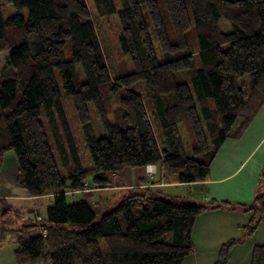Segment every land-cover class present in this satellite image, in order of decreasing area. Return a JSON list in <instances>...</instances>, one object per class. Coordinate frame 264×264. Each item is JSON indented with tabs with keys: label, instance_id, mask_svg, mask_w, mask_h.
<instances>
[{
	"label": "trees",
	"instance_id": "trees-1",
	"mask_svg": "<svg viewBox=\"0 0 264 264\" xmlns=\"http://www.w3.org/2000/svg\"><path fill=\"white\" fill-rule=\"evenodd\" d=\"M2 1L14 11L4 16ZM1 2L0 168L12 151L16 184L30 196L53 194L43 220L13 231L15 263L181 264L192 250L195 217L239 206L251 216L242 236L219 247L214 264H225L231 246L251 236L264 214V172L248 204L190 203L137 189L97 219L87 201L68 200L66 191L106 186L108 172L156 162L178 182L204 179L234 124L247 125L264 101V0H119L120 8L93 0L99 15L117 16L118 44L130 61L113 79L85 0ZM137 82L146 92L133 87ZM112 96L115 121L107 117ZM62 98L73 105L87 168ZM8 210L0 213V238ZM250 264H264V244L253 245Z\"/></svg>",
	"mask_w": 264,
	"mask_h": 264
},
{
	"label": "crops",
	"instance_id": "crops-1",
	"mask_svg": "<svg viewBox=\"0 0 264 264\" xmlns=\"http://www.w3.org/2000/svg\"><path fill=\"white\" fill-rule=\"evenodd\" d=\"M8 160L12 161L11 158ZM3 164L5 166L0 168V213L4 205L9 209L5 214V218L8 219V223L5 224V235L8 234L14 241L13 231L23 223H27L30 217L36 214L34 213L36 210L45 208L46 211L53 194L28 195L26 190L16 184L15 161L6 165L4 160ZM9 169L13 171L10 172ZM263 172L264 101L247 125L241 128L240 120L234 124L230 135L216 150L210 161L208 174L202 180L178 182L172 174L165 171L160 162H156L145 166H126L119 171L108 172L111 180H108L106 186L91 185L85 189L68 192L72 197L78 195L79 199H84L91 206L95 204L102 208L106 207L101 210L102 212L114 208L122 197L134 192L135 188L149 189L182 200L184 196L182 197L181 190L188 187L190 196H195L197 202L224 200L232 205L248 204L258 191ZM41 203L44 206H41ZM250 216V211L239 206H234V209H207L199 213L191 230L192 250L181 264H214L221 244L242 236L243 228L247 225ZM254 244H264V214L251 236L231 246L227 260L234 261L235 258L248 257V255L251 258ZM6 249L8 250L6 264H15L13 255L15 248L12 246L7 248L4 243H0V257ZM0 264H3L2 260Z\"/></svg>",
	"mask_w": 264,
	"mask_h": 264
},
{
	"label": "rangeland",
	"instance_id": "rangeland-1",
	"mask_svg": "<svg viewBox=\"0 0 264 264\" xmlns=\"http://www.w3.org/2000/svg\"><path fill=\"white\" fill-rule=\"evenodd\" d=\"M114 1L116 3V7L120 8L119 0H114ZM0 2H1V0H0ZM85 2L87 5V8L90 11V19L93 23V26L95 28L96 34H97L99 42L101 44L103 53L105 55V59H106V62H107L108 68H109L111 78L113 79V78H115V76H118L119 74L126 73L130 69V61H129L128 56L124 55L121 52L119 44H118L119 23H118L117 16L115 14L107 15V16L99 15L96 8H95L93 0H85ZM1 8H2L4 16H6V15H8L14 11V8L11 5L5 4L3 1L1 2ZM190 39H191V37H190ZM191 44H192V42H191ZM156 51L158 52V49H156ZM158 55L161 56L159 52H158ZM133 87L136 90H138L139 92L143 91L142 94L144 92H146V88H147L143 82H137L136 84L133 85ZM61 102H62L63 110L65 112V115H66V118H67V121L69 124V128L71 130V134L73 136L75 145H76L77 150H78L80 161L82 163V166L84 168H87L90 166V160H89V156H88L86 146L84 144L83 133L81 131L79 122H78V120L74 114L73 105L71 104V102L68 98H62ZM119 112H120V110H119L118 99L116 96H112L108 100V114H107L108 119L111 121H115L116 119H118ZM90 117H91V125H92L94 132L97 135L101 134L102 128H101L99 118L97 117V115L95 113V110H93V109L90 110ZM178 131L181 134V139H182V143H183L184 147L189 148L190 138L187 134V130L185 129L183 123L178 124ZM49 140L51 142V137L49 138ZM51 145L53 148L54 146H53L52 142H51ZM54 153H55V150H54ZM55 157H56V153H55ZM8 158L9 159L11 158L12 161L8 160ZM56 159H57V157H56ZM14 161L15 160H14L13 152L7 151L6 155H5L6 165H10ZM57 164H58V168H59L60 172L63 174L64 169L61 168L59 160H57ZM3 166H5V165L2 164V167ZM9 171L12 172L13 170L9 169ZM107 177H108V180H111L110 173L107 174ZM109 177H110V179H109ZM193 188L195 189V186H193ZM135 189L137 190V188H135ZM68 191H66V193L68 194V200H72V199L78 200L79 199L78 195H74V197L70 196ZM181 192H182V197L184 196L182 198L183 202L200 203V202H197L198 200H195V196L194 197L190 196V192L188 190V187L186 189L183 188L181 190ZM38 200H42V199H38ZM108 204H110V203H108ZM41 206H44L43 203H41ZM92 207L94 208V210L97 213L96 219L101 215L100 214L102 212L101 210L106 209V207L102 208L100 206H96L95 204H92ZM34 213H39L40 215L45 217L46 211L44 208V209H38ZM34 218H35V214H34V216L30 217V220L33 221ZM0 243H4L5 246H7V248H10V246H12L13 248L16 247V242H14L13 239L10 238V236L8 234L5 235V237L3 238V240L0 241ZM13 255H14V252H13ZM216 259H217V257H216ZM216 259H215V261H216ZM1 260H2L3 264H6L8 262V250L7 249H6V252L5 251L2 252V255L0 257V261ZM249 260H250V255H248V257L235 258L234 261H232V260L228 261L227 260V262L225 264H249ZM234 262H237V263H234ZM14 263H15V260H14ZM32 264H45V260L43 258H40L37 261L33 262Z\"/></svg>",
	"mask_w": 264,
	"mask_h": 264
},
{
	"label": "built area",
	"instance_id": "built-area-1",
	"mask_svg": "<svg viewBox=\"0 0 264 264\" xmlns=\"http://www.w3.org/2000/svg\"><path fill=\"white\" fill-rule=\"evenodd\" d=\"M88 187H89V185L87 183H85L83 189L88 188ZM69 194H70V192H69ZM34 220L39 222V221L43 220V216H41L40 214L36 213Z\"/></svg>",
	"mask_w": 264,
	"mask_h": 264
}]
</instances>
